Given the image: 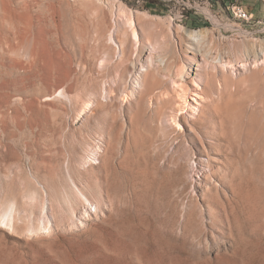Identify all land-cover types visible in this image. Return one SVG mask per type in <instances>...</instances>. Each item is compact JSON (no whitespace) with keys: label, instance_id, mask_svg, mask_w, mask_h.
Returning a JSON list of instances; mask_svg holds the SVG:
<instances>
[{"label":"rangeland","instance_id":"obj_1","mask_svg":"<svg viewBox=\"0 0 264 264\" xmlns=\"http://www.w3.org/2000/svg\"><path fill=\"white\" fill-rule=\"evenodd\" d=\"M197 4L0 0V264H264V0Z\"/></svg>","mask_w":264,"mask_h":264},{"label":"bare ground","instance_id":"obj_2","mask_svg":"<svg viewBox=\"0 0 264 264\" xmlns=\"http://www.w3.org/2000/svg\"><path fill=\"white\" fill-rule=\"evenodd\" d=\"M123 14V13H122ZM121 15V14H120ZM235 15H237V17L239 18V19H242V20H245V21H248L249 20V17H248V15H246V14H241V10L240 9H238L237 10V13L235 14ZM124 18H125V24H126V26L128 27V29H129V37H130V39H131V41L134 43V44H138L139 43V36H138V33H137V30H136V27H135V21H134V18H133V16H127V15H124L123 16ZM180 27V26H179ZM181 28V27H180ZM182 32L184 33V35L187 37V38H189V39H191V40H194L195 42H199L200 41V39L203 37V32H202V30H199V31H187V30H184V29H182ZM260 48V54L261 53H263V48H261V47H258V46H255L254 48L252 47V49H251V54L253 55V60H254V65H256L258 62H257V57H258V53H257V50ZM136 49V48H135ZM238 65H240V67H244L245 66V64H240V63H237ZM219 65H220V67H222V68H230V69H232V68H234L235 66L232 64V63H230V62H221V61H219ZM237 65V66H238ZM184 81V80H183ZM195 84H196V86L197 87H199V85L195 82ZM181 89H182V91L183 92H185L186 90L184 89V87H181ZM185 97V96H184ZM86 107V106H85ZM7 203H8V201H6ZM11 202V201H10ZM13 202V201H12ZM15 203H16V201H15ZM14 203V204H15ZM17 204H18V202H17ZM6 205V204H5ZM15 206H17L16 204H15ZM3 207H5L4 205H3ZM15 208H18V207H15ZM19 209V208H18ZM17 209V210H18ZM12 210V211H11ZM10 212V213H9ZM18 212L19 213V211H14V209H13V206H12V203H8V205L4 208V210H3V212H2V217H6L8 214H10L11 215V213H14V214H16V213ZM1 219V218H0ZM13 222L15 221L16 222V217L15 216H13ZM15 222H14V224L13 225H15ZM1 223H2V221H1ZM8 224V223H7ZM20 226H22V225H20ZM14 227V226H13ZM15 228V227H14ZM16 228H18L19 229V227H17L16 226ZM18 229H16V230H18ZM12 230H13V228H12ZM20 230V229H19ZM13 231H15V230H13ZM16 232V231H15ZM18 232V231H17ZM19 233V232H18Z\"/></svg>","mask_w":264,"mask_h":264},{"label":"built area","instance_id":"obj_3","mask_svg":"<svg viewBox=\"0 0 264 264\" xmlns=\"http://www.w3.org/2000/svg\"><path fill=\"white\" fill-rule=\"evenodd\" d=\"M161 1L165 2V3H171V2H178L179 0H161ZM198 7H200V5L197 4V6H196V0H187V11H189V10L197 11ZM240 10H241V14H246L247 15V13L244 12L243 9H240Z\"/></svg>","mask_w":264,"mask_h":264}]
</instances>
